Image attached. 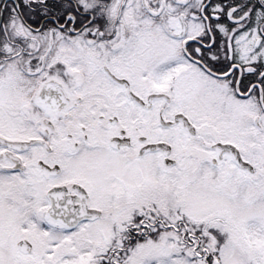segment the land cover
Listing matches in <instances>:
<instances>
[{
	"label": "snow or ice",
	"instance_id": "6c2138e0",
	"mask_svg": "<svg viewBox=\"0 0 264 264\" xmlns=\"http://www.w3.org/2000/svg\"><path fill=\"white\" fill-rule=\"evenodd\" d=\"M0 264H264V0H0Z\"/></svg>",
	"mask_w": 264,
	"mask_h": 264
}]
</instances>
